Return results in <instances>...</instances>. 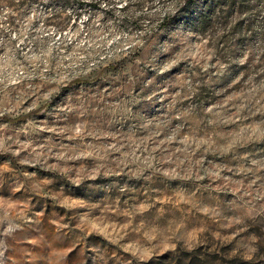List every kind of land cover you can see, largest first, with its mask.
<instances>
[{
  "label": "rangeland",
  "instance_id": "1",
  "mask_svg": "<svg viewBox=\"0 0 264 264\" xmlns=\"http://www.w3.org/2000/svg\"><path fill=\"white\" fill-rule=\"evenodd\" d=\"M0 264H264V0L0 1Z\"/></svg>",
  "mask_w": 264,
  "mask_h": 264
},
{
  "label": "trees",
  "instance_id": "2",
  "mask_svg": "<svg viewBox=\"0 0 264 264\" xmlns=\"http://www.w3.org/2000/svg\"><path fill=\"white\" fill-rule=\"evenodd\" d=\"M0 1L3 2V3H6L7 5H11V6H14V5L21 6V5H24L27 1H37V0H18L17 4H14V1L13 0H0ZM65 2H68V0H65ZM95 6L96 5L93 4V7L92 8H95ZM73 12H74V15L77 16V15L80 14L81 8L79 7V8H77V10L75 9Z\"/></svg>",
  "mask_w": 264,
  "mask_h": 264
}]
</instances>
